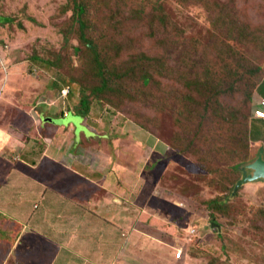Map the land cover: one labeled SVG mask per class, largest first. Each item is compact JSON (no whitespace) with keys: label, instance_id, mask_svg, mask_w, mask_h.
Returning <instances> with one entry per match:
<instances>
[{"label":"rangeland","instance_id":"rangeland-1","mask_svg":"<svg viewBox=\"0 0 264 264\" xmlns=\"http://www.w3.org/2000/svg\"><path fill=\"white\" fill-rule=\"evenodd\" d=\"M83 2L88 35L101 56L122 70L143 65L151 75L148 85L131 84L127 102L117 105L112 104L114 98L103 104L93 100L82 119L76 113L78 84L89 78L90 63L73 54L72 47L79 44L77 33L70 32L67 0H0V19L12 20L0 22V129L6 131V140L37 141L35 115L57 118L64 112L73 114L64 124L75 125L77 136L79 131L90 136L81 127L84 124L98 137L112 136L114 146L117 140L119 159L114 164L127 163L134 183L130 203L119 204L134 218V230L124 232L125 237L134 234L127 241L134 251L135 258L129 257L132 264H161L152 256H168L171 264H210L213 258L219 259L216 264H264V217L259 215L264 209V180L245 182L230 199L229 212L216 220L205 204L220 194L222 185L243 177L226 166L235 163L232 147L237 154L248 150L251 161L264 151V130L260 132L258 124L264 125L253 121L255 111L263 108L264 0ZM34 52L50 60L61 54V59L55 65L34 61L30 58ZM217 72L227 76L218 99L193 84L195 76L205 73L210 83ZM250 92L251 142L244 146L242 137L236 138L239 127L230 122L235 114L240 117ZM107 136L100 137L103 143L108 144ZM108 147L116 160L114 147ZM220 163L225 166L216 176ZM33 198L38 205L35 213L46 210L55 222L56 206ZM193 227L196 234L189 236ZM150 237L160 242L152 240V246L145 242ZM95 244L89 246L95 249ZM178 249L184 255L179 260ZM44 257L31 256V261L42 264Z\"/></svg>","mask_w":264,"mask_h":264},{"label":"crops","instance_id":"crops-1","mask_svg":"<svg viewBox=\"0 0 264 264\" xmlns=\"http://www.w3.org/2000/svg\"><path fill=\"white\" fill-rule=\"evenodd\" d=\"M69 115L73 114L64 112L57 118ZM35 116L37 141H7L6 131L0 129L1 264H37L31 256H46L41 258L42 264H74L77 260L85 264H132L129 257L135 258L131 256L134 251L127 241L134 234H125L134 230V218L119 204L130 203V184L134 183L127 163L114 164L119 159L117 140L114 146L112 136L101 134L109 140L103 143L101 136L84 124L81 127L90 136L84 131L77 136L72 123L55 125L43 122L42 113ZM255 120L264 125V119ZM258 128L264 130L259 124ZM109 145L114 147L116 160ZM23 156L28 160L21 159ZM33 197L56 206L55 222L48 219L46 210L35 213L38 205L33 204ZM81 228L85 233H78ZM152 240L160 242L151 237L145 242L153 246ZM91 242L99 247H90ZM152 257L161 264L174 262L171 258L168 261V256Z\"/></svg>","mask_w":264,"mask_h":264},{"label":"trees","instance_id":"trees-1","mask_svg":"<svg viewBox=\"0 0 264 264\" xmlns=\"http://www.w3.org/2000/svg\"><path fill=\"white\" fill-rule=\"evenodd\" d=\"M67 2L68 3L66 9L71 11L72 19L70 32L77 33V40L79 44L75 47H72L73 54L78 56L80 60L86 59L90 63L88 70L89 78L84 83L79 82L78 84V86L80 87L81 98L79 108L77 109L76 113L78 116L84 119L88 114L90 103L93 100L97 103L103 104L112 101V98H114V102L112 103L113 105H117V103L121 102H127L125 100V97L132 93L130 90L132 89L130 88L131 84L141 82L143 86H147L149 80L151 79V75L143 65L135 68L130 66V68L122 70L121 68L115 66L116 64L112 62L109 58H103L101 56V53L99 52V48L95 42V39L92 36L89 37L88 35L90 27L87 23V7L84 4L83 0H67ZM1 19L3 20V23L12 21L11 18L8 16H4V18ZM1 19L0 22H2ZM28 20H30V22H35V20L30 16H28ZM64 39L67 40V36H65ZM228 52H233V48L231 47L230 49H228ZM30 58L34 61H42L50 63L51 65H55L59 62V59H61V54L55 55V58L50 60L45 59L39 53L34 52ZM146 58L148 61H155V58ZM108 59L111 61L112 64L109 62ZM139 63L142 64L141 62ZM152 64L153 67H158L155 62H152ZM233 64L234 62L231 63L230 66H232ZM135 75L137 76V78ZM237 77L239 78L241 76L238 74ZM240 79L241 78H239L238 81L242 82ZM226 80L227 76H224L222 72H217L209 83V76L207 73H205L201 77L195 76L193 84L198 85L202 88L204 87L206 91L209 90L208 92L214 95L216 99H218L224 94ZM234 80L237 81L236 79ZM261 82L257 85L256 91L261 85ZM253 97L254 96L250 92L246 97L247 101L244 102V111L239 112L240 117L235 114L233 116L234 120L230 122L232 126L237 125L239 127L236 134V138L242 137V139L244 140V146L245 144L247 146L249 141L251 142V131L250 126H247V119L252 114L250 105L253 102ZM175 149L179 151H184L180 150L178 147H176ZM231 149V156L233 159L232 161H235V163H226V166L230 165V169L234 174H236V177L242 173L244 177V170L251 171V169H247V164L251 161V159L248 157V150H245L243 154H237L234 147H232ZM221 164L222 163L218 164V173L216 174V176L223 172L222 167L223 165L225 166V163L223 165ZM238 178L239 177L235 178L236 181L235 179L230 181V184L222 185V188L219 189L220 194L214 196L213 198L205 202L209 211V216L213 220H216L218 215L226 214V212H229L231 207L230 199L233 195L236 196L240 187L244 184L242 183L241 185L237 186L238 182L242 179ZM259 215L261 217H264V209L259 212ZM218 260L219 259L213 258L210 264H216V261Z\"/></svg>","mask_w":264,"mask_h":264},{"label":"water","instance_id":"water-1","mask_svg":"<svg viewBox=\"0 0 264 264\" xmlns=\"http://www.w3.org/2000/svg\"><path fill=\"white\" fill-rule=\"evenodd\" d=\"M43 122L55 124V125H65V119H57L51 117L42 118ZM76 127V126H75ZM247 169H251V171L244 170V177L238 182L237 186L241 185L242 183L257 180V179H264V151L262 150L257 158L254 161H251L247 164ZM212 226H217L219 229L221 227L220 224L213 222Z\"/></svg>","mask_w":264,"mask_h":264},{"label":"built area","instance_id":"built-area-1","mask_svg":"<svg viewBox=\"0 0 264 264\" xmlns=\"http://www.w3.org/2000/svg\"><path fill=\"white\" fill-rule=\"evenodd\" d=\"M261 105L263 108L257 109L254 113V117L257 119H264V100L261 101ZM191 229V228H190ZM188 234L190 236H193L194 234H196V228L193 227L191 230H189ZM183 250L182 249H178V253L176 254V259H181L183 257Z\"/></svg>","mask_w":264,"mask_h":264},{"label":"clouds","instance_id":"clouds-1","mask_svg":"<svg viewBox=\"0 0 264 264\" xmlns=\"http://www.w3.org/2000/svg\"><path fill=\"white\" fill-rule=\"evenodd\" d=\"M178 260V259H177Z\"/></svg>","mask_w":264,"mask_h":264}]
</instances>
